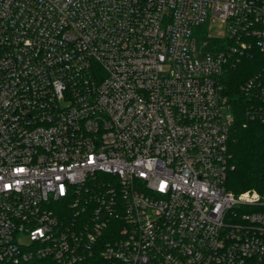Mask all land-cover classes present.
Returning a JSON list of instances; mask_svg holds the SVG:
<instances>
[{"label":"built area","instance_id":"obj_1","mask_svg":"<svg viewBox=\"0 0 264 264\" xmlns=\"http://www.w3.org/2000/svg\"><path fill=\"white\" fill-rule=\"evenodd\" d=\"M248 46L264 0H0V264H264V200L226 188ZM242 90L264 124V69Z\"/></svg>","mask_w":264,"mask_h":264},{"label":"trees","instance_id":"obj_2","mask_svg":"<svg viewBox=\"0 0 264 264\" xmlns=\"http://www.w3.org/2000/svg\"><path fill=\"white\" fill-rule=\"evenodd\" d=\"M210 48H221L224 39L207 37ZM264 69V55L255 46H248L230 59L225 66L222 77L224 94L227 104L233 115V125L230 133L229 151L235 168L229 173L226 188L236 194L245 191H257L261 200H264V124L248 116L249 99L242 90V85L254 74ZM106 175H98L102 177ZM97 182L92 183L95 186ZM65 206L69 205L64 203ZM69 208V207H68ZM253 209L260 210L262 206ZM116 221L122 222L117 219ZM113 222L112 226L118 228L121 223ZM112 227V229H113ZM110 227L97 241V248L102 249L116 234H110ZM98 264H109V261L99 253Z\"/></svg>","mask_w":264,"mask_h":264},{"label":"rangeland","instance_id":"obj_3","mask_svg":"<svg viewBox=\"0 0 264 264\" xmlns=\"http://www.w3.org/2000/svg\"><path fill=\"white\" fill-rule=\"evenodd\" d=\"M202 33L205 35L206 33H208L211 36H222L224 34L227 33V28L225 23H223L220 20H215V21H211L209 22L206 26H204V28L202 29ZM251 193H257V191H251L248 190ZM247 192V191H245Z\"/></svg>","mask_w":264,"mask_h":264}]
</instances>
